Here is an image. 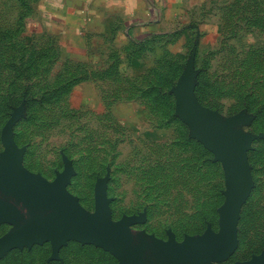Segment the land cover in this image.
<instances>
[{
  "label": "rangeland",
  "instance_id": "rangeland-1",
  "mask_svg": "<svg viewBox=\"0 0 264 264\" xmlns=\"http://www.w3.org/2000/svg\"><path fill=\"white\" fill-rule=\"evenodd\" d=\"M37 1L0 0V161L12 148L17 174L51 184L69 176L65 191L85 211L96 213L101 194L112 221L133 218L134 231L182 244L219 233L229 190L221 154L209 144L223 146L238 138L246 146L233 161L246 198L237 247L220 264L263 256L264 115L245 106L250 92L256 110L264 102V0L191 5L173 33L147 41L150 49L115 45L104 58L95 53L102 56L97 65L73 60L60 37L34 26ZM47 52L55 63L39 65V55ZM152 56L156 64L160 59L185 63L170 90L172 123L168 104L161 101L154 115L142 102L125 99L126 94L115 101L118 84L99 76L114 68L123 81L140 77ZM71 76L75 84L57 90ZM199 79L208 82L206 95L216 108L198 100ZM170 174L178 177L176 185ZM18 227L0 223V264H120L111 252L77 241L58 253L50 241L6 251Z\"/></svg>",
  "mask_w": 264,
  "mask_h": 264
},
{
  "label": "water",
  "instance_id": "water-1",
  "mask_svg": "<svg viewBox=\"0 0 264 264\" xmlns=\"http://www.w3.org/2000/svg\"><path fill=\"white\" fill-rule=\"evenodd\" d=\"M245 146L238 138L226 141L223 146L209 144L214 152L221 154L229 200L221 213L219 233L188 238L182 244L134 231L131 229L136 222L133 218L112 221L108 200L101 194L96 198V213L85 211L65 191L69 176H62L51 184L17 174L13 169L16 154L8 148L0 161V223L10 222L19 227L7 240L5 250L50 241L58 253L69 241H77L111 252L120 264H220L237 247L236 228L246 188L233 157ZM243 264H264V255Z\"/></svg>",
  "mask_w": 264,
  "mask_h": 264
},
{
  "label": "crops",
  "instance_id": "crops-1",
  "mask_svg": "<svg viewBox=\"0 0 264 264\" xmlns=\"http://www.w3.org/2000/svg\"><path fill=\"white\" fill-rule=\"evenodd\" d=\"M206 1L38 0L34 26L60 37L73 60L97 65L99 58L115 50V45H135L151 36L173 33L175 25L189 14L191 5ZM98 51L102 56L94 57ZM155 62V57H148L144 62L147 70L155 67Z\"/></svg>",
  "mask_w": 264,
  "mask_h": 264
},
{
  "label": "trees",
  "instance_id": "trees-1",
  "mask_svg": "<svg viewBox=\"0 0 264 264\" xmlns=\"http://www.w3.org/2000/svg\"><path fill=\"white\" fill-rule=\"evenodd\" d=\"M155 36H151L150 38H154ZM150 38H147L146 40L136 43L135 46H137L140 50H146L150 49L149 47V43L147 42ZM25 57V55H24ZM38 59L40 62L38 63L39 65L42 64H46L45 62H47V66L49 64H54L55 61L52 60L49 55L48 52L44 53V56L39 55ZM185 68V63H180V62H176L174 60H170V59H160L157 62V65L151 69H148L146 71V74L137 77V78H127L124 81L121 79L122 78V74L120 73L118 76L115 75L114 68H109L108 70H105L101 73H99L100 78H108V79H112L113 81H115L114 84H118L117 86H119V95L115 96V101H121L123 100V96L124 94H126L127 96L125 97V99L127 100H136V101H140L143 103V105H146L152 113H154V115L156 114V112L159 110V106H161V101L162 103L164 102V105L166 106V104H168V117H169V122L172 123V120H176V118H174L173 112H174V106H170V103L173 101L172 96L170 94V90L173 87V85L176 83V79L177 77H179L182 73L183 70ZM88 75H91L88 73ZM91 77H93V79H97L98 77L97 75H91ZM89 79V78H88ZM77 80V78L75 76H71L70 78L67 79V84L62 83L61 87L58 88L57 90H61L63 92L67 91V89L71 86H73L75 84V81ZM199 82H202V85L199 84L198 89H197V98L198 100L203 103L206 106H209L211 108H216V103L215 101H213L212 99L208 98L206 95V90L207 89V81H203L199 79ZM123 85V86H120ZM70 87V88H71ZM65 88V89H64ZM121 88V89H120ZM55 88H53L54 90ZM251 94H248L246 99H249L245 108H247L248 110L251 111V113H256L258 115H264V102L261 104V107L256 110L255 105H252V97L253 94L252 92H250ZM105 116H108L107 114ZM172 117V118H170ZM187 136V133H186ZM156 169V168H155ZM169 181L170 183L173 184H177L178 182V177H176V175H169ZM156 179V178H153ZM100 251V249H98ZM104 255H108L107 252L102 253ZM108 257H110L108 255ZM112 259V257H111Z\"/></svg>",
  "mask_w": 264,
  "mask_h": 264
}]
</instances>
